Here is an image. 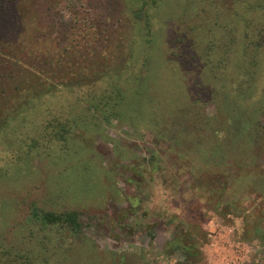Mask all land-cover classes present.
Returning <instances> with one entry per match:
<instances>
[{"label":"rangeland","instance_id":"1","mask_svg":"<svg viewBox=\"0 0 264 264\" xmlns=\"http://www.w3.org/2000/svg\"><path fill=\"white\" fill-rule=\"evenodd\" d=\"M145 1L0 0L24 13L4 31L19 45L0 54V242L30 250L33 264H116L131 254L137 264H187L169 245L182 220L199 217V264H264V46L258 82L244 87L254 97L232 89L239 49L264 42L263 11L250 9L264 0ZM180 32L195 48L229 45V72L187 62L193 47L178 53ZM228 113L254 139L249 156L230 164L249 177L217 204L208 189L201 199L182 153L195 148L189 139H217ZM56 118L74 122L65 144L47 132ZM33 205L77 211L82 232L32 235Z\"/></svg>","mask_w":264,"mask_h":264},{"label":"trees","instance_id":"2","mask_svg":"<svg viewBox=\"0 0 264 264\" xmlns=\"http://www.w3.org/2000/svg\"><path fill=\"white\" fill-rule=\"evenodd\" d=\"M158 2L159 0H146L143 3V6L145 7L149 4L155 6ZM15 7V15L10 5L5 8H0V54L3 53V47L14 49V45H19V42H14L4 36V31L10 28V26L18 27L17 22H15V24H11V21L13 19H16L17 17L23 18L24 13L20 9V6L16 4ZM148 7L149 6H147V8ZM250 9L258 12L263 11L264 14V3L257 5L256 8L250 7ZM138 16H141V13H138ZM252 22V20H248L247 26L249 27L250 25H252ZM245 33L249 35V33L251 32L247 31ZM236 36L234 34L231 36L233 43H235L236 41ZM173 42L174 44H177V47H179L178 53H182L183 50L187 49V47H189L190 45L193 47L191 56L185 59L187 62L193 65L197 64L201 65L204 68H214L215 71H217L218 69L221 74L225 71H228L231 67V62L228 55L229 45L227 47V44L222 46L220 43L218 44L215 40L212 39V42L211 44H209L207 49L203 50V48H195L196 41L191 40L188 32L177 33ZM263 43L261 41L254 40L251 43H246L245 46L239 49L241 58L239 62L237 61V65H239L238 67L240 68L239 72L241 74V77L237 82H235L236 85L232 89H236L237 91H239V94L241 96L243 95L250 99L254 97L255 93L253 92L248 96L246 92L247 90L244 87L245 85L247 86V83H250V85H252L258 82V53L263 51ZM218 48L222 52V55L218 58H214V56L212 55ZM248 57H250L251 59H248ZM247 73H251L250 82L245 79V75ZM117 96L120 99V95L118 94ZM232 101H229V103L234 102ZM228 105L229 104L217 105L216 110H219V112H225L226 109L224 107L228 109L230 107ZM232 109L238 110L237 107H233ZM227 115L228 116L226 120L229 123L227 125V130L226 127H219L218 129L216 128L218 134L220 133L217 139L214 138V140L211 139L202 141L200 140L201 135H199L195 137L194 140H188L191 145L195 146V148H190V150H188L186 153H182V157H185L189 161L187 166L188 168L185 170L188 171L190 177L194 178L196 183L198 182L196 188L200 187L199 192L201 199L208 200V197L203 195V189H208L210 191V194L216 195L217 204H221V202L225 200L224 197L226 194H228L231 183L242 185L243 181H246L247 177H249V173L245 172V170L242 169V165H239V172L236 173V175L233 174L231 169L234 168V165H231L232 167L230 168V164L235 160L243 162L244 159H246V156H249V154H247L246 152H248L249 145L254 139L252 138L253 134L251 133L249 135L248 131L246 132V134L245 132L241 134L239 133L242 126L240 125V122H242V118L239 117L238 120L235 121L234 116L229 113ZM208 118L209 120L214 119L216 118V115L214 114L213 116H208ZM218 118L219 116L217 117V119ZM206 121L207 116H203L200 119V122L203 124L201 129L205 132H208L209 128L207 126L208 123L206 124ZM234 121L235 127L232 128L231 124H233ZM47 125V127L51 129V131H47L51 138L56 139L63 144L67 143L74 130V122L70 124V120L69 122H67V120L62 121L61 119L56 118V120L49 121ZM213 128L211 129L212 135L214 133ZM233 144H237V150H233L234 152H236L235 154L231 153V150L234 147ZM249 180H251L250 182H253L251 178ZM195 219L196 218L188 221L182 220L177 227L179 236L173 238V242L175 244L169 245L173 248H176L177 250H181V257L185 260V262H187V264H199L202 262V260H204L202 251V246L206 241V230L203 226L204 219L199 217L196 220ZM29 222L33 224L30 227V232L32 235L35 234L38 228L41 230L57 229L59 233L69 231V233L73 236L80 234L83 229V223L80 221L79 214L75 210L57 212L41 209L40 207L33 205L30 212ZM185 224L188 227V232H185ZM113 256L114 260L116 261L115 258H118L117 255ZM0 257L4 259L2 264H33L34 258L30 253V250L23 252L19 249L18 245H7L2 242H0ZM136 260L137 257L135 256V254L124 255L116 261V264H137L135 263ZM146 264L150 263L147 262Z\"/></svg>","mask_w":264,"mask_h":264}]
</instances>
